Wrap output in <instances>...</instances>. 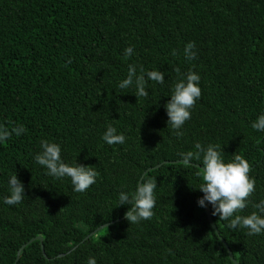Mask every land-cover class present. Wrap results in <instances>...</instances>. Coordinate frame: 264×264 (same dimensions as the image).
Instances as JSON below:
<instances>
[{"label":"trees","instance_id":"trees-1","mask_svg":"<svg viewBox=\"0 0 264 264\" xmlns=\"http://www.w3.org/2000/svg\"><path fill=\"white\" fill-rule=\"evenodd\" d=\"M129 64L164 72L165 83L148 81V97L120 89ZM177 69L197 72L201 88L181 136L164 108ZM261 113L264 0H0V126L25 129L0 144V264H264V233L230 228L198 205L202 154L187 164L179 156L199 143L226 161L244 157L255 190L234 215L258 213L264 131L252 123ZM108 124L124 144L103 141ZM41 139L60 144L65 162L94 168L96 182L77 193L70 178L47 175L34 160ZM15 173L25 197L9 206ZM148 179L154 214L130 223L119 193Z\"/></svg>","mask_w":264,"mask_h":264},{"label":"clouds","instance_id":"clouds-1","mask_svg":"<svg viewBox=\"0 0 264 264\" xmlns=\"http://www.w3.org/2000/svg\"><path fill=\"white\" fill-rule=\"evenodd\" d=\"M193 43L186 44L184 48L185 57L189 60L195 57ZM134 48L126 47L125 57L133 55ZM177 71V79L174 82L170 99L164 104L167 113V127L176 136L183 135L181 129L186 121L191 119V110L197 100L201 98L199 86L200 75L189 70L185 74ZM153 81L157 84L165 83V73L160 70L137 69L134 64H129L126 77L118 82L120 89H135L136 97H148L147 82ZM252 128L257 131H264V113L257 116L252 123ZM25 132L23 125L9 129L0 126V144L6 142L13 134L20 136ZM102 139L108 145L124 144L125 136L118 133L111 124L106 125ZM196 153L192 151L181 152L179 156L184 163L191 162L194 158L201 159L202 154V183L198 189L203 195L198 198V205L205 207L211 205L212 214L218 215L221 220H228L230 228L247 229L248 235H259L264 233V200H261L255 207L259 212H253L246 216L234 215L238 210H243L247 204V198L255 190V182L249 176V163L240 156L235 155L230 161H226L218 150V146L209 144L207 147L197 143ZM39 151L35 154L34 160L46 169V174L55 178H70L73 191L85 192L96 182L98 173L92 167L83 164H69L61 156L60 144L47 139L39 142ZM155 179L142 180L134 191H121L118 196V206L128 205L125 211V218L130 223H138L141 220H150L155 208ZM25 197L23 182L17 174L8 178V194L4 197L3 203L9 206L19 204ZM234 217V218H233ZM231 218V219H230ZM87 264H97L94 257H89Z\"/></svg>","mask_w":264,"mask_h":264},{"label":"water","instance_id":"water-1","mask_svg":"<svg viewBox=\"0 0 264 264\" xmlns=\"http://www.w3.org/2000/svg\"><path fill=\"white\" fill-rule=\"evenodd\" d=\"M208 216H209V219L211 220V219H212V214H211L210 212H208ZM105 226H107V225H105ZM105 226H102V227H105ZM102 227H101V228H102ZM101 228H99V229H101ZM36 239H40L41 241H43V238L39 237V238H34V239H32L30 242H28L27 244H25V245L22 247V249L19 251V253H18V259H19L20 255H21L22 250H23L28 244L32 243V242L35 241ZM42 247H43V250H44V246H42ZM230 255H231V258L234 259V256H233V254H232L231 251H230ZM234 261H235V260H234ZM235 262H236V261H235ZM15 264H16V263H15Z\"/></svg>","mask_w":264,"mask_h":264}]
</instances>
